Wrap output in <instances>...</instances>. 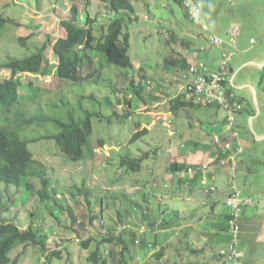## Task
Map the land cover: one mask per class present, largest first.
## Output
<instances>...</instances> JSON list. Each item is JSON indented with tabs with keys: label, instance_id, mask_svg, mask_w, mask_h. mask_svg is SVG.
<instances>
[{
	"label": "rangeland",
	"instance_id": "rangeland-1",
	"mask_svg": "<svg viewBox=\"0 0 264 264\" xmlns=\"http://www.w3.org/2000/svg\"><path fill=\"white\" fill-rule=\"evenodd\" d=\"M131 1L138 15V21L126 25L130 34L129 54L134 63L133 70L104 60V68L94 80H62L59 84L53 76L54 67L46 74H15L20 81H25L24 84L30 81L51 90L43 96L36 114L65 120L69 111L76 117L83 116L85 110L93 111L90 145H94L99 138L104 140L102 147L96 149L93 159L87 157L83 160L67 158L51 138L28 142L29 150L47 167L46 174L50 178L48 190L52 199L40 200L36 193L40 188L37 178L30 179L34 193L25 185L16 186L0 181V221H10L22 230L34 222L48 236L45 249L24 244L14 249L10 256L12 260L16 258V264H93L87 257L95 249L97 239L105 236L116 238L126 227L122 238L130 248L121 255L120 245L103 241L98 246L101 258H105L107 264H118L119 261L120 264H154V249L142 250L137 241L132 242V235L139 241L145 232L146 239L161 243L164 241L163 233L160 228L150 230L149 220L155 218L154 221L159 222L171 216H177L180 220L175 227L176 233L172 231L165 243L169 261L177 259L188 264L192 259L195 264H224L214 255L226 245L229 229H221L223 240L217 239L210 224L215 214L209 213V206L203 204V201H208L209 195H213L214 199H218L215 213L221 217L225 210L222 190L217 187L212 194H206L204 189L207 182H199L197 187L191 189L187 181H177V175L172 178L168 169L174 158L180 164L201 159L199 154L190 159L184 152L190 150L188 139L197 135L193 123L199 114L205 112L204 107H195L194 110L182 108L170 113L166 105L177 96V79L180 78V71L168 65L166 60L175 56V50L184 48L180 42L188 33L202 31L201 17L199 21L189 18L184 7L176 0ZM200 1L212 19L215 10L219 12L220 18L215 20L220 22L224 33L227 26L232 27L236 23L239 38L244 35L255 42L252 47L260 45L264 37V4L259 0ZM75 3L79 8L81 23L87 15L96 16L97 24H100L108 22L115 14L108 12L101 0H76ZM71 4V0H0V13L13 21L7 22L0 30V61L30 53L34 45L42 44L47 35L52 40L62 35L59 21L70 19ZM232 14L236 22L230 16ZM202 21L209 25L205 14ZM171 30L176 32L174 39L169 38ZM94 32L98 35L97 30ZM31 33L29 48L26 49L17 38ZM192 39L198 38L192 36ZM196 50L201 56L204 53L198 48ZM186 51L183 53L187 54ZM45 56L55 62L48 46ZM10 75L9 69L0 68V81ZM132 77L141 85V94L146 103L131 89L129 82ZM131 94L132 101L128 103ZM32 109L33 106L28 107L29 111ZM125 109H129L128 116L123 114ZM143 128L148 131L132 139ZM23 129L25 131L21 132V136L24 138V134L32 138L59 131V127L50 121L40 126L25 125ZM260 149L258 146L248 151L244 166H248L250 160L251 171L242 166L236 177L238 187L252 195L254 205L262 215L254 222L251 231L242 238L240 233V248L243 247L248 264H264V163L260 162L264 159V148L262 151ZM123 156H143L140 168L136 171L127 170L126 166L120 168L118 165ZM183 177L187 178V175ZM205 180L208 181L207 177ZM84 187L89 189L90 204L79 192ZM126 208L129 211L124 215ZM93 212L97 217L90 220ZM200 217L207 219L203 221ZM204 223L212 234L208 242L210 247L200 250L197 246L204 236ZM89 237L95 240L88 249L80 251L77 242ZM187 240L192 244L189 247L197 250L195 253H186ZM205 243L206 240L203 245ZM53 250L59 251L60 255L51 254ZM111 250L116 251L114 256L110 255Z\"/></svg>",
	"mask_w": 264,
	"mask_h": 264
},
{
	"label": "trees",
	"instance_id": "trees-1",
	"mask_svg": "<svg viewBox=\"0 0 264 264\" xmlns=\"http://www.w3.org/2000/svg\"><path fill=\"white\" fill-rule=\"evenodd\" d=\"M71 1L70 19H61L59 21L60 28L63 31L62 35L57 36L54 40H52V38L49 39V35H47L44 37L45 40H43V43L40 45L35 44L33 51L30 53L21 57H8L0 61V68L9 69L11 73L8 78L0 81V181L5 184H13L16 186L25 185L27 189L34 193V187L30 179L37 178L40 182V188L36 190V193L40 196V200L53 198L48 190L50 178L46 174V165L29 150L28 142L41 138H51L54 139L60 152L67 158L72 160H83L87 157L93 159L96 149L102 147L104 140L99 138L95 140L96 142L94 145H90L89 138L92 133L91 117L94 115L93 111L85 110L84 115L78 117L69 111L67 119L65 120L54 116L36 114L41 105L43 96L51 90L36 86L30 81L24 84L23 82L25 81H20L18 77H15V74L18 72L46 74L51 67H54L53 76H55L56 82L59 84L62 80L71 82L94 80L104 68V60L119 67L131 70L134 69V63L129 54L130 34L126 27L128 22L138 21V15L135 14V7L132 1L101 0L105 3L107 11L115 14L108 22L100 24H97L98 18L96 16L92 17L90 15H87L83 23H81L79 8L75 3L76 0ZM176 1L183 6L184 0ZM120 13L122 14L117 15ZM9 21L13 22L0 13V30ZM96 30L98 31V35L94 32ZM31 35L32 33L17 38L21 46L26 49L29 48L28 41ZM169 35V38L173 39L177 36L176 32L172 30L169 32ZM180 44L185 48L189 47L190 42L183 38ZM47 46L48 49L51 50L55 62H51L46 58L45 52ZM183 51L181 49L175 50V56L166 60L167 64L172 66V68H174V66L171 65L170 62L179 64V70H184L187 67V60L182 56ZM129 84L136 96L145 102L142 96L143 94H141V85L135 82L134 77L131 78ZM130 97L131 98L127 99L128 103L132 101L133 94H131ZM195 103L193 98L187 97L185 91V93H179L173 99H170L166 105H168L167 110L175 112L182 108L192 107ZM30 106H33L34 109L29 111L28 107ZM33 112L34 114L32 115ZM123 114L128 116L130 114L129 109H125ZM47 121L57 125L59 131L57 133H48L32 138L27 137L25 134L24 136L26 138L21 136V132L25 131V129H23L25 125L35 124L40 126ZM147 131L148 129L146 128L137 131L132 139L139 137ZM142 158L143 156H123L118 166H120V168L126 166L127 170L136 171L140 168ZM187 167V164H180L176 161H172L168 169L171 173L176 172L177 181L184 182L186 180H184L185 178L182 172L185 171ZM196 175L197 174L192 177L195 178ZM79 192L83 194L84 198L90 204L88 198L89 189L84 187L79 189ZM126 211H129V209L127 210L126 208L124 215L125 213L127 215ZM151 216L152 215L147 217V219L149 220ZM95 217H97V214L93 212L90 216V220ZM175 217H164V219L159 222L154 221L155 218H152V221L149 220V225L151 226L149 227L150 230L160 228L163 233L164 241L161 243L155 239H153V241L146 239L145 232L143 233L145 237L142 235L139 241L135 238L134 234L132 235V242L137 241L138 247L142 250L149 251V249H154V264H184L182 260L176 259L169 261L165 253V243L169 240L170 233H172V231L176 233L177 231L175 227L180 219L177 216ZM124 227H126L125 224ZM125 229H127V227L123 228L121 234L116 238L105 236L97 239V245L87 259L93 264H107L106 259L101 258L98 252V246L103 241L115 242L118 246L120 245L119 253L123 255L124 251L130 248L122 238V233H124ZM221 229H228L227 219L225 225L222 226ZM182 237H184V235H182ZM94 240L95 238L89 237L77 242L80 251L88 249L89 245ZM47 241V234L41 232L34 222L30 223L26 229L22 230L10 221H0V264H16V258L12 260L10 254L21 244L34 245L41 249H45ZM189 244H191V242L187 240L185 242L186 253L190 251L195 253L197 250L191 248V246L189 247ZM51 254L59 256L60 252L53 250ZM115 254V250L110 251L111 256ZM177 255L182 258L181 254H178V252ZM217 258H220L218 254ZM118 264H120V261Z\"/></svg>",
	"mask_w": 264,
	"mask_h": 264
},
{
	"label": "crops",
	"instance_id": "crops-1",
	"mask_svg": "<svg viewBox=\"0 0 264 264\" xmlns=\"http://www.w3.org/2000/svg\"><path fill=\"white\" fill-rule=\"evenodd\" d=\"M259 2L264 4V0H259ZM215 12V16L214 14H212L214 16V18L212 19V17L209 16L207 10H205L204 6L202 5L200 16L201 22L203 23L201 25L202 31L197 34L188 33L185 39L189 40L190 45L189 47L182 48L181 50L183 51L186 48L189 49H186L188 51L185 50L187 54H184L182 52V56H184V58L187 60V67L189 64L194 63L195 61H203L209 71L217 70L223 54L228 52L232 53L229 60L231 70L229 84L235 95L244 102V107L242 108V110L235 114V127L240 132L239 139L238 142L236 139L233 140V146L239 149V153L237 154L239 156V168L237 169V173L235 174V176L232 177L233 175L231 174V170L228 169L227 166H222L219 163V157L222 156L221 145L230 139V129L226 122L225 112L215 106H201L200 104L199 106L197 105V103H195L194 106L188 107V109L194 110L195 107H204L205 112H203L201 115L199 114L197 116V119L194 121L193 129L195 130V133L197 135L194 138L188 139L190 150H188L189 152L185 151L184 154H186L190 159L195 158L194 156L199 154L201 156V159H199L198 161L192 160L189 163L185 164L189 166L192 164L194 165L207 162L213 167V170L212 172L204 175L197 174L195 178H193L194 176H187V179L185 178L184 180L187 181L189 187L192 189L197 187L199 182H208L205 180L206 177L208 179L209 174H214L216 178V189L218 187V190H222L225 198V195L231 188V181L236 185L237 188H239L236 177L239 176L241 167L243 166L247 171H251L250 160H248L249 165L244 166L248 151H250L251 148H258V146L261 148L260 151H262V149L264 148V37H262V39L260 40L261 43L257 48L254 46L252 47L255 42L252 39H247V37H245L244 35H242V38H239L238 29L234 37L235 42L232 44L229 43L230 34L236 23L232 27L227 26L224 33V31L220 28V22H218V20H215L220 18V14L217 10H215ZM203 14H205L206 18L209 20V25L202 21ZM230 16L235 21V15L232 14ZM241 18H244V16H242ZM210 35L219 37L220 39H222V43H210L208 40V37ZM192 36H195L198 39H192ZM197 48L201 50V52L204 51L202 56L197 52ZM170 64L174 66L175 70L180 72L182 71L181 69L179 70V64L173 62H170ZM177 81L179 82V89L177 90L176 94L182 92L185 93V89L183 86L184 82L181 78V74L180 78H178ZM180 81H182V83H180ZM189 97L192 98L191 96ZM173 161L180 163L176 158H174ZM260 162L264 163V159H262ZM175 175L176 172L171 173L172 178H175L173 177ZM244 181L246 184V176L244 177ZM241 190L244 195L250 196L253 199L252 195L246 193L243 189ZM207 199L208 201H203V204L209 206V213L215 214V218H213L210 223L211 228H213L216 232L217 239L219 238V240H223V235L219 230H221V227L226 223L228 209L225 206V210L220 217L215 213V207L218 199H214L213 195H209ZM200 218L203 221L207 219L203 217ZM258 218L261 219L262 215L261 212H259V209L255 207L254 203L250 206H246L243 209V213L240 217L241 238L242 235L247 234L248 231H251L253 229L254 222H256ZM205 223L204 225H202L204 236L200 238V244H198L199 246H197L200 247V250L204 249V247H206L207 249L210 247L208 242L211 239L212 232H210L208 227L205 226ZM228 239L229 234L226 241ZM204 240H206L205 245H203ZM241 245L242 239L240 242V246ZM241 249L243 251V256L236 262V264H242V260H244V264H248V261L245 262L246 255L243 247ZM217 254L215 253L214 255L215 259H217ZM188 262V264L196 263L192 259H190Z\"/></svg>",
	"mask_w": 264,
	"mask_h": 264
},
{
	"label": "built area",
	"instance_id": "built-area-1",
	"mask_svg": "<svg viewBox=\"0 0 264 264\" xmlns=\"http://www.w3.org/2000/svg\"><path fill=\"white\" fill-rule=\"evenodd\" d=\"M183 6L189 18L199 21L202 8L200 0H184ZM237 31L238 27H234L230 34L229 43L235 42L234 37ZM208 40L213 44L222 43V39L213 35H210ZM231 54V52L223 54L219 66L215 71H209L203 61H195L182 70L180 74L186 93L197 104L201 106H215L225 112L226 122L230 129V139L221 145L222 156L219 157V163L222 166H227L231 170L232 177H234L235 171L238 168L236 156L239 153V149L233 146V140L236 139L238 142L240 134L235 127V114L242 110L244 102L235 95L229 84L231 74L229 60ZM212 170L213 167L209 163L204 162L189 165L185 169L184 174L192 177L195 174H207L212 172ZM215 179L214 174H209L207 186L204 189L206 194H212L216 189ZM253 203L254 200L250 196L244 195L242 190L234 184H232L229 192L225 195L224 204L228 209L227 224L229 239L226 245L218 252L220 259L225 264H235L243 256V251L240 248V217L243 209Z\"/></svg>",
	"mask_w": 264,
	"mask_h": 264
}]
</instances>
